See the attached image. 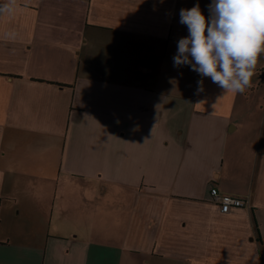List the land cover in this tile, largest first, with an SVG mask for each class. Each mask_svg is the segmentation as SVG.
<instances>
[{"label":"crops","instance_id":"crops-1","mask_svg":"<svg viewBox=\"0 0 264 264\" xmlns=\"http://www.w3.org/2000/svg\"><path fill=\"white\" fill-rule=\"evenodd\" d=\"M177 2L0 0V264H264V110L174 66Z\"/></svg>","mask_w":264,"mask_h":264},{"label":"clouds","instance_id":"clouds-1","mask_svg":"<svg viewBox=\"0 0 264 264\" xmlns=\"http://www.w3.org/2000/svg\"><path fill=\"white\" fill-rule=\"evenodd\" d=\"M6 11L10 5L0 7ZM209 12L206 19L199 3L180 10L189 35L178 41L174 66L190 65L224 93L243 94L264 54V0H212ZM198 84L202 91L203 81Z\"/></svg>","mask_w":264,"mask_h":264},{"label":"rangeland","instance_id":"rangeland-1","mask_svg":"<svg viewBox=\"0 0 264 264\" xmlns=\"http://www.w3.org/2000/svg\"><path fill=\"white\" fill-rule=\"evenodd\" d=\"M199 3L200 8H203L202 13L207 18L210 17L209 5L212 3V0H178L177 4L181 5V9H190ZM175 28L174 31L176 35L186 37L189 35L187 26L180 23V14L175 16L174 20ZM179 37H175L178 39ZM175 41V40H174ZM262 68V69H261ZM264 71V54L258 59V63L255 69V73L251 80V87L246 90L243 94H236V103L246 104V116L252 118L261 117L264 110V78L261 77L262 72ZM182 72V71H180ZM171 75L165 73L162 79L170 85L183 86L192 83V73L188 71L187 73L183 71L182 73H176L174 70L170 72Z\"/></svg>","mask_w":264,"mask_h":264},{"label":"built area","instance_id":"built-area-1","mask_svg":"<svg viewBox=\"0 0 264 264\" xmlns=\"http://www.w3.org/2000/svg\"><path fill=\"white\" fill-rule=\"evenodd\" d=\"M211 201L219 205L221 212H228L233 207H245L247 201L239 196L230 195L227 193H221L216 187L210 188ZM264 258V251L262 253Z\"/></svg>","mask_w":264,"mask_h":264},{"label":"water","instance_id":"water-1","mask_svg":"<svg viewBox=\"0 0 264 264\" xmlns=\"http://www.w3.org/2000/svg\"><path fill=\"white\" fill-rule=\"evenodd\" d=\"M261 77H263V78H264V71L262 72V74H261Z\"/></svg>","mask_w":264,"mask_h":264}]
</instances>
